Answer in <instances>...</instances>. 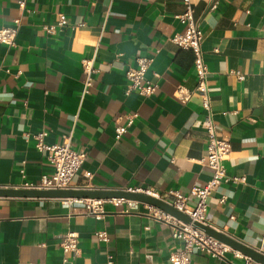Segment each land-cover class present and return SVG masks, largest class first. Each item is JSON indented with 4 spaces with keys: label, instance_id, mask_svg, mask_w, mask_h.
<instances>
[{
    "label": "crops",
    "instance_id": "crops-1",
    "mask_svg": "<svg viewBox=\"0 0 264 264\" xmlns=\"http://www.w3.org/2000/svg\"><path fill=\"white\" fill-rule=\"evenodd\" d=\"M194 1L210 111L196 90L193 51L171 40L186 27L178 17L184 0H25L24 8L19 0H0V26L21 18L16 44L0 42V186L37 183L53 170L35 133L47 129L45 140L53 143L73 131V146L87 156L72 186L166 195L177 188L194 203L192 186L213 173L205 161L210 114L218 135L231 140L228 173L245 180L213 190L207 220L264 251V0H217L214 8L216 0ZM60 12L68 24L46 32L43 23ZM139 55L153 56L146 76L159 86L150 95L125 93V70ZM85 56L95 57L97 70L83 93ZM179 84L191 90L189 100L175 94ZM134 110V122L118 138L117 123ZM69 229L80 234L78 254L61 246ZM172 230L142 202L106 200L98 217L84 200L0 196V264H65V256L69 264H173L170 254L182 241ZM235 250L219 258L195 249L191 264H264Z\"/></svg>",
    "mask_w": 264,
    "mask_h": 264
},
{
    "label": "built area",
    "instance_id": "built-area-1",
    "mask_svg": "<svg viewBox=\"0 0 264 264\" xmlns=\"http://www.w3.org/2000/svg\"><path fill=\"white\" fill-rule=\"evenodd\" d=\"M20 6L25 7V0H19ZM216 0L212 7L217 5ZM185 9L178 14V17L186 24L184 31L176 32L171 36L178 46L181 48L191 49L194 53V67L197 73V86L196 90L202 96V104L210 111V94L208 84V64L204 56V50L202 48V41L204 32L199 24L198 19L195 16V1L184 0ZM21 24V18L15 17L13 22L0 26V42L7 43L9 45L16 44V37ZM68 24V17L65 12H60L57 19L51 23H43L42 27L48 33L55 32L59 27ZM78 24H85L84 20L78 22ZM153 62V56L151 55H139L136 57V64L128 65L125 73L128 79L125 93L129 94L131 91L136 90L143 95L153 94L159 86L158 79H150L146 76V73ZM82 66L85 72L83 93L89 91L90 86L94 81V72L97 70L95 66L94 56H85L82 58ZM239 78L244 77V73L241 70H232ZM159 76V73H156ZM175 94L183 101H187L190 98L191 90L186 86L179 84L175 90ZM138 112L136 110L124 113L125 122H118L116 125V136L119 138L124 132L128 130V127L134 122ZM207 130L208 144H207V156L205 158L206 163L212 167V177L203 185H194L191 188L190 193L196 197L194 203L189 201V196L181 192L177 188L169 190L168 194H162L158 190L150 188L136 187L146 192L153 190L157 193L156 196L162 197L174 206L180 208L192 219L200 220L208 223L207 220V208L208 198L213 190L223 181H232L238 183L245 180L244 175L229 174L224 164L225 158L231 151V140L229 138L220 137L217 133V126L211 115L205 122ZM48 130L42 129L34 134L36 139V146L41 151H46L49 161L53 165V170L45 172L41 175L39 182L26 181L20 186L24 187H40V188H68L71 187V181L74 175L81 168L83 161L87 156V150L83 147L75 148L72 143L73 131L65 133L61 142H47L45 136ZM23 170V169H22ZM88 176L91 175V171H86ZM132 188V187H129ZM150 193V192H149ZM152 194V193H151ZM226 196H222L221 200H225ZM65 200H84L87 209L95 213L96 216H101L104 211V203L106 200H114L116 203L122 201L142 202L153 210L157 218L168 222L172 226V234L175 238L182 241L181 245L175 248L171 254L170 259L173 264H191V252L193 250H203L212 253L216 257H222V255L232 247L227 243L217 239L216 237L207 233L204 229L196 226L193 221H184L171 213L164 211L163 209L152 205L147 202L130 200L124 198H76L69 197ZM97 235L102 240H108L109 234L106 229H99L96 231ZM80 234L77 230L69 229L61 234V246L65 252L72 251L74 254L80 252ZM237 255L241 254V251L235 250ZM68 258L64 257L65 264H69ZM110 259L108 263L110 264Z\"/></svg>",
    "mask_w": 264,
    "mask_h": 264
},
{
    "label": "water",
    "instance_id": "water-1",
    "mask_svg": "<svg viewBox=\"0 0 264 264\" xmlns=\"http://www.w3.org/2000/svg\"><path fill=\"white\" fill-rule=\"evenodd\" d=\"M0 196L9 197H58V198H124L137 200L155 205L174 216L191 222L204 229L210 235L227 243L232 248L237 249L244 254L264 263V251L251 246L250 244L240 240L239 238L217 228L211 224L194 220L192 217L174 206L162 197L156 196L149 192L136 188H114V187H95V186H71L68 188H40V187H24V186H0Z\"/></svg>",
    "mask_w": 264,
    "mask_h": 264
},
{
    "label": "bare ground",
    "instance_id": "bare-ground-1",
    "mask_svg": "<svg viewBox=\"0 0 264 264\" xmlns=\"http://www.w3.org/2000/svg\"><path fill=\"white\" fill-rule=\"evenodd\" d=\"M150 193L154 194V195H157V193L155 191H152V190H148Z\"/></svg>",
    "mask_w": 264,
    "mask_h": 264
}]
</instances>
